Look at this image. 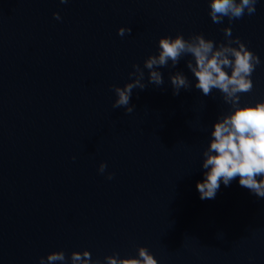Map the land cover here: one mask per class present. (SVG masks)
Wrapping results in <instances>:
<instances>
[{
    "label": "water",
    "instance_id": "1",
    "mask_svg": "<svg viewBox=\"0 0 264 264\" xmlns=\"http://www.w3.org/2000/svg\"><path fill=\"white\" fill-rule=\"evenodd\" d=\"M255 7L215 24L209 0H0V264L58 251L68 264L83 251L104 264L139 247L158 264H264V198L238 178L199 198L202 154L231 109L218 90L194 88L191 56L156 69L159 87L144 69L130 114L112 107L111 90L158 55L162 37L202 33L219 44L231 27L229 39L260 59L241 106L264 102V0ZM122 27L131 34L119 36ZM175 72L193 85L178 96Z\"/></svg>",
    "mask_w": 264,
    "mask_h": 264
},
{
    "label": "clouds",
    "instance_id": "2",
    "mask_svg": "<svg viewBox=\"0 0 264 264\" xmlns=\"http://www.w3.org/2000/svg\"><path fill=\"white\" fill-rule=\"evenodd\" d=\"M61 4L69 0H59ZM258 0H209V16L215 24H222L226 17L231 23L241 19L246 13L256 12ZM53 18L60 20L58 13ZM226 42L217 44L204 35L195 34L185 39L182 34L174 38L165 36L158 41V55H150L144 61L143 69L139 65H132L129 73L132 82L123 88L112 86L117 99L113 103L114 109L125 108L126 114L133 111L130 100L133 89L145 90L147 85L144 69L148 70V83L161 86L164 81L162 73L156 69L161 67L176 68L183 56H191L186 62L187 69L195 78L194 88L203 96H210L213 89L218 90L225 104L230 106L227 115L218 117L210 133V142L203 152L201 164L203 181L197 182L196 189L199 198L215 199L221 183L225 187L238 178L239 185L249 190L257 198H264V102L255 106H241V95L253 90L252 73L260 64V59L249 51L239 38L232 36L231 27L222 29ZM131 34V28L118 29V35L123 37ZM232 45H236L233 47ZM226 69L230 70V75ZM173 96H178L183 89L187 91L193 85L182 72H175L169 76ZM107 165L102 163L98 172L103 174ZM113 174L107 179L111 180ZM136 258H119L118 253L104 257V264H158V261L145 247L137 249ZM63 251L53 252L46 259L41 257L39 264H68ZM70 264H101L99 260L92 261L89 251L73 252Z\"/></svg>",
    "mask_w": 264,
    "mask_h": 264
}]
</instances>
